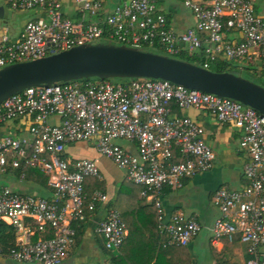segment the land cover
Wrapping results in <instances>:
<instances>
[{
	"label": "built area",
	"instance_id": "2783aa9c",
	"mask_svg": "<svg viewBox=\"0 0 264 264\" xmlns=\"http://www.w3.org/2000/svg\"><path fill=\"white\" fill-rule=\"evenodd\" d=\"M6 1L12 11L40 12V17L25 25L17 42L0 34V69L99 43L156 47L169 58L201 53V63L194 65L205 70L219 56L239 65L257 59L264 66V17L255 13L254 0H183L195 20V28L184 33L168 27L159 0H118L112 10L111 0H71L74 17L63 13L62 0ZM224 30L239 33V41L224 42ZM171 104L207 112L239 131V149L248 160L245 184L214 193L219 218L212 244L239 241L246 246V264H264V116L230 99L151 79L56 83L25 89L0 105V174L17 171L23 182L26 171H36L50 191L40 197L0 188V221L15 233L14 247L5 252L0 246V255L19 264H62L80 225L107 202L101 192H85L87 179L100 178L96 163L65 155L68 146L80 142L92 144L139 188L140 198L154 207L159 235L170 245L187 246L201 234L194 218L167 217L162 205L166 188L180 189L185 180L208 172L215 159L203 129L188 118L170 117ZM121 142L133 144L136 154ZM36 233L44 238L32 240ZM96 233L107 251L117 252L126 226L109 207Z\"/></svg>",
	"mask_w": 264,
	"mask_h": 264
},
{
	"label": "crops",
	"instance_id": "0c3cea01",
	"mask_svg": "<svg viewBox=\"0 0 264 264\" xmlns=\"http://www.w3.org/2000/svg\"><path fill=\"white\" fill-rule=\"evenodd\" d=\"M192 1L200 3L202 0ZM71 2L62 0V11L68 17L75 16ZM179 2L183 3V0H159L158 9L164 14L170 29L176 33H184L195 28V20L191 10L182 8ZM0 6L4 9L3 16L0 17V34H5L10 42H17L25 25L40 17V12L12 11L6 0H0ZM253 6L255 13L264 17V0H254ZM108 7L110 10L114 8L110 7L109 2ZM7 10L15 16L8 15ZM222 37L224 42L235 43L239 41L240 34L224 30ZM248 66L255 79L264 81V66L259 60H254ZM169 108L170 117L188 118L203 129L204 141L215 156L214 164L208 172L185 180L180 189L166 188L162 197L167 217L181 213L186 218H194L203 227L201 234L187 246L170 245L167 237L159 235L154 207L149 201L140 198L139 188L128 183L124 172L100 156L92 144L80 142L68 146L65 155L69 160L88 159L96 163L100 178L87 179L85 192L88 196L95 191L101 192L107 196V202L80 225L75 244L62 264H246L248 256L244 244L239 241L231 244L225 239L212 244L211 232L219 218V211L213 204L214 193L221 188L238 191L245 184L243 169L248 160L239 149L240 133L232 125L217 123L207 112L180 110L175 104H171ZM120 145L131 154H136L133 144L121 142ZM17 174L19 176L20 173ZM35 178L38 177L18 182L20 188L29 187L31 191L37 192L35 196L49 197L46 182L41 186ZM17 179L19 180L18 177ZM12 191L30 195L19 189ZM109 207L120 214L126 226L125 241L117 252L107 251L103 239L96 233V228ZM42 238L44 236L37 233L31 237L32 240ZM0 264L19 263L0 255Z\"/></svg>",
	"mask_w": 264,
	"mask_h": 264
},
{
	"label": "water",
	"instance_id": "95a60500",
	"mask_svg": "<svg viewBox=\"0 0 264 264\" xmlns=\"http://www.w3.org/2000/svg\"><path fill=\"white\" fill-rule=\"evenodd\" d=\"M4 9L0 6V17ZM151 79L236 101L264 116V87L242 76L202 69L164 55L114 44H84L0 69V105L28 88L85 80Z\"/></svg>",
	"mask_w": 264,
	"mask_h": 264
},
{
	"label": "trees",
	"instance_id": "16d2710c",
	"mask_svg": "<svg viewBox=\"0 0 264 264\" xmlns=\"http://www.w3.org/2000/svg\"><path fill=\"white\" fill-rule=\"evenodd\" d=\"M142 51L151 52V53L160 54V55L162 54L161 52L157 50L156 47L144 46L142 47ZM172 58L178 59V60H181L187 63H191V64H197V63H201L202 54L199 53L194 56H188L185 52H181L180 54ZM238 67H241V72L238 71L237 69ZM210 70L214 72H218V73H231L234 75L249 73L251 75L249 74L248 75L251 78H255V76L252 75L251 73L252 71L251 67H249L248 65H239L237 62L227 61L223 57H217L216 62L211 65ZM34 177H38L37 179L35 178V181L37 180V182L41 183L42 184L41 186L45 184L46 180L44 179V177L37 175V173L36 172L34 173L33 170L26 171L25 173L26 180L27 179L32 180L34 179ZM14 243H15L14 230L10 226L0 221V246L6 252L8 249H11L14 247Z\"/></svg>",
	"mask_w": 264,
	"mask_h": 264
},
{
	"label": "rangeland",
	"instance_id": "374dc122",
	"mask_svg": "<svg viewBox=\"0 0 264 264\" xmlns=\"http://www.w3.org/2000/svg\"><path fill=\"white\" fill-rule=\"evenodd\" d=\"M118 3V0H111V1H109V4H110V7H114L116 4ZM179 4V6H182V8H184V9H187L184 5H183V3L182 2H179L178 3ZM181 4V5H180ZM188 10V9H187ZM7 14L8 15H14V14H12V12L11 11H9V10H7ZM15 16V15H14ZM239 76H242V77H245V78H247V79H249L250 81H253L254 83H256V84H258V85H260V86H262V87H264V81L263 80H261L260 78H258V79H255V78H251L248 74H246V73H243V74H238ZM113 81H115V82H119V80H113ZM20 139H22V136H20ZM17 177L19 178V176H18V174H17V172H11V171H8V172H6V173H4V174H0V187H7V188H9L10 190L12 189H19L20 191H23V192H25V193H29L30 195H37L36 193V191L35 190H30V188L28 187V188H24L23 187V189H21L20 188V184L18 183V182H21V181H19L18 179H17ZM18 191V190H17ZM39 196V195H38Z\"/></svg>",
	"mask_w": 264,
	"mask_h": 264
}]
</instances>
